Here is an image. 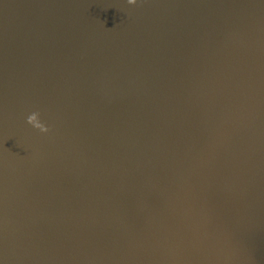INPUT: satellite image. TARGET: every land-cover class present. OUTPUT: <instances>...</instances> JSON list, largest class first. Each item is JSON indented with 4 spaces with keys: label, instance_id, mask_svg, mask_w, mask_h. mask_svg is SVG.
<instances>
[{
    "label": "water",
    "instance_id": "obj_1",
    "mask_svg": "<svg viewBox=\"0 0 264 264\" xmlns=\"http://www.w3.org/2000/svg\"><path fill=\"white\" fill-rule=\"evenodd\" d=\"M0 264H264V0H0Z\"/></svg>",
    "mask_w": 264,
    "mask_h": 264
},
{
    "label": "clouds",
    "instance_id": "obj_2",
    "mask_svg": "<svg viewBox=\"0 0 264 264\" xmlns=\"http://www.w3.org/2000/svg\"><path fill=\"white\" fill-rule=\"evenodd\" d=\"M31 120H32V117L30 116V117H29V122H31ZM42 130H44V129H42Z\"/></svg>",
    "mask_w": 264,
    "mask_h": 264
}]
</instances>
